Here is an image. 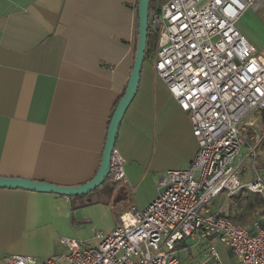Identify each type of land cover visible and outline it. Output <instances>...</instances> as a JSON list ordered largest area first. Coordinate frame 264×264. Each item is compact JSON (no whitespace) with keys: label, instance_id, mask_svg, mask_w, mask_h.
Here are the masks:
<instances>
[{"label":"crops","instance_id":"obj_1","mask_svg":"<svg viewBox=\"0 0 264 264\" xmlns=\"http://www.w3.org/2000/svg\"><path fill=\"white\" fill-rule=\"evenodd\" d=\"M136 40L137 0H0V175L62 185L89 180ZM114 147L124 157L125 181L71 196L0 187V264L12 254L58 256L65 250L60 236L86 243L84 225L133 190L132 203L114 211L108 233L121 212L139 207L137 191L149 203L167 170L189 166L197 150L190 122L156 75L152 55L143 60ZM256 159L262 163L264 155ZM245 160L251 162L244 158L242 166ZM204 241L211 244L186 239L178 247L180 261H189L186 254Z\"/></svg>","mask_w":264,"mask_h":264},{"label":"built area","instance_id":"obj_2","mask_svg":"<svg viewBox=\"0 0 264 264\" xmlns=\"http://www.w3.org/2000/svg\"><path fill=\"white\" fill-rule=\"evenodd\" d=\"M262 0H153L148 10L152 66L188 116L197 150L189 166L169 169L156 196L143 208L131 205L98 242L60 236L64 252L37 259L12 254L6 264H178L186 240L218 237L239 264H264V225H244L210 210L218 194L264 196V178L254 168L264 127L248 119L264 110V48L257 49L236 28L247 8ZM244 148V152H241ZM249 158L253 178H240ZM124 157L113 147L104 182L125 181ZM210 255L220 263L217 251Z\"/></svg>","mask_w":264,"mask_h":264},{"label":"rangeland","instance_id":"obj_3","mask_svg":"<svg viewBox=\"0 0 264 264\" xmlns=\"http://www.w3.org/2000/svg\"><path fill=\"white\" fill-rule=\"evenodd\" d=\"M236 28L241 32V34L250 41L255 48L262 49L264 48V0L261 1L260 5L253 9V8H247L245 9L239 18L237 19ZM262 111L252 110L248 113L247 118L248 119H255L259 124L264 125V118L258 117V115ZM241 152H244V148H242ZM257 154H263L264 155V140L261 142V144L257 148ZM261 160V159H260ZM259 163V161L256 159L254 162V168L260 172L264 178V162ZM244 170H242V173L240 174L241 180L243 182L250 181L253 178V167L249 160H245L243 164ZM151 190V188H150ZM133 191V190H132ZM132 191L127 189L126 191V197L117 200V201H110V204H106L101 210H103V213L101 214V217L93 218L89 223L84 225V231L88 235L86 244L93 245L97 243L98 238L93 237L96 231H101V233H105L108 230H110L111 226L114 225L115 221V212L119 210V207L121 205H129L132 203ZM151 192V191H150ZM156 194V191L154 192ZM246 192L240 193L238 196L239 198H243ZM141 194L142 198L139 202V207L143 208L148 204L149 199H147V196L144 194V192L137 191V195ZM225 198V194H218L211 202L210 208L213 211H217L220 209L224 212L233 211L234 209L237 210L235 203L236 199L238 198ZM152 198V195H150V200ZM235 199V200H234ZM221 207V208H220ZM115 211V212H114ZM256 214V213H255ZM260 218V215H248L245 217V220L242 221V224L250 223L253 219ZM263 218V217H262ZM205 245V246H204ZM210 245L214 247V249L217 251L218 259L220 263L215 262V260L210 255ZM208 244V242L204 241V244L202 245L199 250H195L194 248L191 249L192 252H188L186 254V257L189 259V261H183L181 262L180 259L183 257L181 256L179 258L178 264H233V257L231 256V253L227 246H225L223 243L219 242L218 237H213L211 239V244ZM209 249V250H208ZM203 253V254H202ZM185 259V257L183 258ZM189 262V263H188Z\"/></svg>","mask_w":264,"mask_h":264},{"label":"water","instance_id":"obj_4","mask_svg":"<svg viewBox=\"0 0 264 264\" xmlns=\"http://www.w3.org/2000/svg\"><path fill=\"white\" fill-rule=\"evenodd\" d=\"M148 10L149 0H137V40L134 60L125 89L109 119L101 160L95 174L89 180L76 185H62L26 177L0 175V187L23 188L31 191L51 192L71 196L90 192L104 182L109 170L110 155L115 144L119 123L139 84L140 70L144 60L148 36Z\"/></svg>","mask_w":264,"mask_h":264},{"label":"trees","instance_id":"obj_5","mask_svg":"<svg viewBox=\"0 0 264 264\" xmlns=\"http://www.w3.org/2000/svg\"><path fill=\"white\" fill-rule=\"evenodd\" d=\"M153 0H149V6ZM152 36L150 35V32L148 31L147 41H146V48L144 53V59L150 58L152 55ZM240 194H235L231 198H236ZM235 200V199H234ZM237 203L236 209L229 212L221 211V214L230 218L231 220L235 222H242L245 220V217L248 215H260V218H255L256 220H260L262 224L264 225V196L256 193H245L243 198H237L235 200ZM256 213V214H255ZM263 217V218H262ZM253 219V220H255ZM248 223H245L244 225H247Z\"/></svg>","mask_w":264,"mask_h":264}]
</instances>
